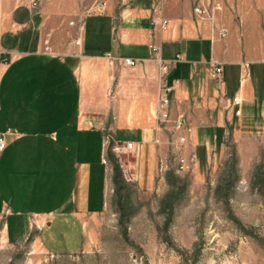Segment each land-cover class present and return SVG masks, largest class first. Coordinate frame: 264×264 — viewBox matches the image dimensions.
I'll return each mask as SVG.
<instances>
[{
  "label": "crops",
  "instance_id": "crops-1",
  "mask_svg": "<svg viewBox=\"0 0 264 264\" xmlns=\"http://www.w3.org/2000/svg\"><path fill=\"white\" fill-rule=\"evenodd\" d=\"M213 1L221 6L216 26L229 30L223 39L213 36L211 22L196 19L199 0H40L36 9L28 0H0V132L8 143L0 153V222L7 242L32 237L58 254L81 248L87 220L109 203L107 133L136 142V186L140 193L155 187L165 133L156 118L158 57L182 55L167 74L171 116H185L197 138L203 127L225 128L234 96L244 111L264 115V0ZM155 15L169 27L154 26ZM120 57L136 59L135 66ZM213 65L223 68L220 78Z\"/></svg>",
  "mask_w": 264,
  "mask_h": 264
},
{
  "label": "rangeland",
  "instance_id": "rangeland-1",
  "mask_svg": "<svg viewBox=\"0 0 264 264\" xmlns=\"http://www.w3.org/2000/svg\"><path fill=\"white\" fill-rule=\"evenodd\" d=\"M229 101L236 108L225 128L203 127L198 138L185 116L186 127L174 133L181 116L170 109L148 193L136 186V142L118 153L105 139L109 203L87 220L81 248L58 254L32 237L9 243L0 222V264H264V115L255 107L244 111L241 99Z\"/></svg>",
  "mask_w": 264,
  "mask_h": 264
},
{
  "label": "built area",
  "instance_id": "built-area-1",
  "mask_svg": "<svg viewBox=\"0 0 264 264\" xmlns=\"http://www.w3.org/2000/svg\"><path fill=\"white\" fill-rule=\"evenodd\" d=\"M160 1V0H159ZM29 4L33 8H37L40 4L39 0H28ZM98 13L102 14L105 12L106 9V2L99 3L97 5ZM221 9V6L218 3H215L213 0H199L197 5L194 7V13L196 15V19L200 22H211L213 25V36L215 38H225L229 30L226 27H217L216 26V17L217 12ZM171 21L165 18L162 15H155L152 17V24L154 26H159L161 29H167L170 25ZM76 45H82V39L79 37L76 40ZM110 56V55H109ZM118 61L127 66L133 67L136 64V59L124 57V58H116ZM160 63V79H159V95H158V111H157V126L160 130H168L169 129V118H170V109L172 105V101L169 97V93L172 90L171 87L167 84L165 79L163 78V73L168 71L173 65L176 64V61L182 59V55L178 54L177 58L168 62L167 60L162 59L161 57L157 58ZM223 73V68L218 65H213L211 68V74L216 77L220 78ZM233 102L240 103V98L238 96L233 97ZM186 120L181 116L178 120H176V128L174 129V133H178L183 127H186ZM6 134L0 132V152H3L7 148V139ZM185 141V137L178 138L177 142ZM106 142L109 145H112L113 149L118 153L132 151L134 145L132 142H123L116 140L112 133H107L106 135Z\"/></svg>",
  "mask_w": 264,
  "mask_h": 264
},
{
  "label": "trees",
  "instance_id": "trees-1",
  "mask_svg": "<svg viewBox=\"0 0 264 264\" xmlns=\"http://www.w3.org/2000/svg\"><path fill=\"white\" fill-rule=\"evenodd\" d=\"M116 169H117V180L119 181V182H121V179H123L122 178V173H121V170H120V167L116 164ZM121 189L119 188V186H118V193H119V203H120V206H121V208H123V210H124V207H125V204H126V199L124 198L125 196L124 195H121Z\"/></svg>",
  "mask_w": 264,
  "mask_h": 264
}]
</instances>
